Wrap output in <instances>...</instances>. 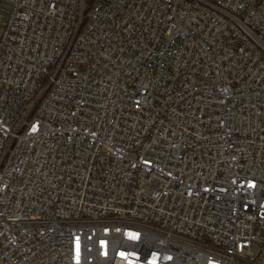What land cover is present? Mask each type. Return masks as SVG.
<instances>
[{
	"label": "built area",
	"instance_id": "obj_1",
	"mask_svg": "<svg viewBox=\"0 0 264 264\" xmlns=\"http://www.w3.org/2000/svg\"><path fill=\"white\" fill-rule=\"evenodd\" d=\"M0 264H264V0H0Z\"/></svg>",
	"mask_w": 264,
	"mask_h": 264
},
{
	"label": "rangeland",
	"instance_id": "obj_2",
	"mask_svg": "<svg viewBox=\"0 0 264 264\" xmlns=\"http://www.w3.org/2000/svg\"><path fill=\"white\" fill-rule=\"evenodd\" d=\"M5 13L3 12L2 14H0V22L2 21V20H4V18H5V15H4Z\"/></svg>",
	"mask_w": 264,
	"mask_h": 264
}]
</instances>
